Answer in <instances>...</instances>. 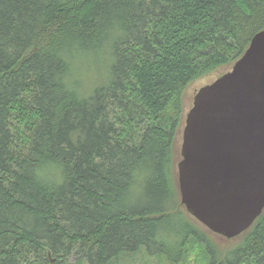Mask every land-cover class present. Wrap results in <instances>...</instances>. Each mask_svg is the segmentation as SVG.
I'll return each mask as SVG.
<instances>
[{"label":"trees","instance_id":"obj_1","mask_svg":"<svg viewBox=\"0 0 264 264\" xmlns=\"http://www.w3.org/2000/svg\"><path fill=\"white\" fill-rule=\"evenodd\" d=\"M263 30L264 0H0V264H264V211L219 250L174 163L185 90Z\"/></svg>","mask_w":264,"mask_h":264},{"label":"water","instance_id":"obj_2","mask_svg":"<svg viewBox=\"0 0 264 264\" xmlns=\"http://www.w3.org/2000/svg\"><path fill=\"white\" fill-rule=\"evenodd\" d=\"M177 164L181 204L231 240L264 211V30L225 74L200 88Z\"/></svg>","mask_w":264,"mask_h":264},{"label":"rangeland","instance_id":"obj_3","mask_svg":"<svg viewBox=\"0 0 264 264\" xmlns=\"http://www.w3.org/2000/svg\"><path fill=\"white\" fill-rule=\"evenodd\" d=\"M229 69H230V67L229 68L218 69L214 73L210 74V76H208L207 78H204V79H201L199 81H196V82L192 83L185 90L184 95H183L184 96V118L186 117V114L189 112V110L192 107L193 98H194L195 94L197 93V91L200 88H202V87L212 83L213 81H215L222 74H224L227 71H229ZM184 124H185V119L182 122L181 128H180V130L178 132V135H177V140H176V153L177 154L175 156V161H174L176 171H177V164L180 161V151H181V144H182V132H183V129H184ZM177 190H178V195H179V197H177V198L180 200L179 188ZM206 233H209V232L207 231ZM209 236L215 242L216 247H218L219 250H222V249H225V248H229L230 246H233L234 242L236 241L234 239V240H231V241L228 242L226 239L220 238V237L215 236V235L210 234V233H209ZM141 257H143V258H141ZM143 259H145V260L143 261ZM132 260H133V261H131V262H133L132 264H142V263L143 264L144 263L158 264L157 259L154 256H149L148 254H145V255H142L141 253L137 254L136 256L132 257ZM154 262H156V263H154ZM121 264H126V263H121Z\"/></svg>","mask_w":264,"mask_h":264},{"label":"bare ground","instance_id":"obj_4","mask_svg":"<svg viewBox=\"0 0 264 264\" xmlns=\"http://www.w3.org/2000/svg\"><path fill=\"white\" fill-rule=\"evenodd\" d=\"M182 139H183V132H182ZM180 160H181V155H180ZM180 201H181V198H180ZM199 223V222H198ZM202 225V224H201ZM203 226V225H202ZM206 228V227H205ZM207 229V228H206ZM208 230V229H207ZM209 231V230H208ZM212 233V232H211ZM214 235H216V234H214ZM216 236H218V235H216ZM220 237V236H219ZM223 238V237H222ZM237 238V237H236ZM225 239V238H224Z\"/></svg>","mask_w":264,"mask_h":264}]
</instances>
